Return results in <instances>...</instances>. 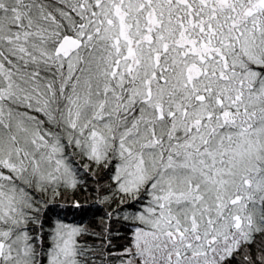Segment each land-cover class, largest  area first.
Instances as JSON below:
<instances>
[{"label": "snow or ice", "instance_id": "obj_1", "mask_svg": "<svg viewBox=\"0 0 264 264\" xmlns=\"http://www.w3.org/2000/svg\"><path fill=\"white\" fill-rule=\"evenodd\" d=\"M0 264H264V0H0Z\"/></svg>", "mask_w": 264, "mask_h": 264}]
</instances>
